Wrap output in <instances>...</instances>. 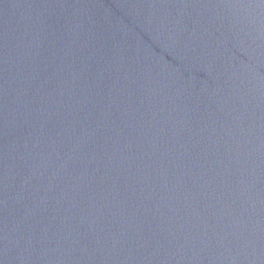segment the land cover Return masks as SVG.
<instances>
[{
    "label": "water",
    "instance_id": "95a60500",
    "mask_svg": "<svg viewBox=\"0 0 264 264\" xmlns=\"http://www.w3.org/2000/svg\"><path fill=\"white\" fill-rule=\"evenodd\" d=\"M200 0H0V264H104Z\"/></svg>",
    "mask_w": 264,
    "mask_h": 264
}]
</instances>
